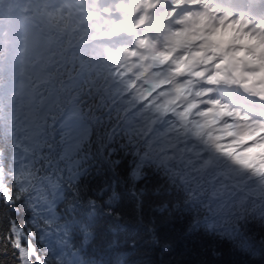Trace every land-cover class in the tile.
Instances as JSON below:
<instances>
[{"label":"snow or ice","instance_id":"snow-or-ice-1","mask_svg":"<svg viewBox=\"0 0 264 264\" xmlns=\"http://www.w3.org/2000/svg\"><path fill=\"white\" fill-rule=\"evenodd\" d=\"M125 200L264 264V0H0V264H113Z\"/></svg>","mask_w":264,"mask_h":264},{"label":"trees","instance_id":"trees-1","mask_svg":"<svg viewBox=\"0 0 264 264\" xmlns=\"http://www.w3.org/2000/svg\"><path fill=\"white\" fill-rule=\"evenodd\" d=\"M154 203L160 204L162 200ZM116 210L121 213L120 218H89L90 227L100 230V239L119 242V246L110 253L113 264H118L120 259L127 264H243L247 259L231 252L226 243L217 245L199 234L186 235L187 220L177 214H169L167 210H155L148 202L141 212H137L127 200ZM149 227L160 238L159 246L151 243ZM259 238L257 235L256 241ZM133 242L136 245L134 249L130 248ZM212 248H216L217 255L211 254Z\"/></svg>","mask_w":264,"mask_h":264}]
</instances>
